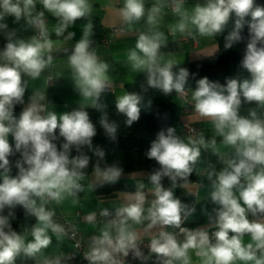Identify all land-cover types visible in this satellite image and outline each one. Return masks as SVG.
Listing matches in <instances>:
<instances>
[{
  "label": "clouds",
  "instance_id": "1",
  "mask_svg": "<svg viewBox=\"0 0 264 264\" xmlns=\"http://www.w3.org/2000/svg\"><path fill=\"white\" fill-rule=\"evenodd\" d=\"M43 7L58 17L61 23L54 29L61 36L65 29L77 19L90 14L88 0H40ZM184 0H173V11L179 15V23L174 30L183 33L189 25L195 27L201 36H214L221 33L229 20L235 17V27L227 36L225 47L240 42L245 17H251L248 24V42L242 59V67L250 73L249 79H229L226 85L210 82L207 78L198 81L192 93L194 110L201 117L209 118L215 129V136L222 138L221 146L232 149L229 156L221 153L215 136L206 141L203 136L184 142L169 127L158 133L146 156L159 164L149 181L153 186L155 199L145 209V195L138 190L129 197V203L116 210L115 219L102 231L100 237L93 240L89 254L92 264H109L112 253L119 251L127 255L129 248L135 255L144 258L136 247L137 235L132 225L147 222L145 230L159 225L179 228L183 241L161 230L150 242V253L155 254L160 264H191L189 250H195L202 264H235L236 261L264 264V118L256 110H250L249 116L239 115L242 99L246 103L255 102L264 109V6L255 0H206L204 5L197 4L191 13L183 8ZM163 5H154L147 13V23L155 25ZM35 0H0V21L5 16H12L16 22L24 18L29 25L39 30V36L29 41L14 40V33L8 34V42L0 52V210L5 206L21 205L28 214L36 218L30 235L32 241L25 243V236L11 228L9 220L0 216V264H15L16 257L23 253L28 258H35L42 249L51 243L49 230L59 236L64 232L61 225L53 221L54 212L46 210L44 204L49 200L61 203L67 196H75L74 190H80L83 170L88 167L89 158L81 155L69 159L68 150L72 145L91 146L96 129L90 121L87 111L80 109L57 115L45 109L40 103L45 99L42 92H35L19 118L14 116L16 104H23L26 81L22 73L33 80L52 62L53 41L49 38L42 17L43 12L33 15ZM123 20L129 24L145 16L144 0H124L121 9ZM7 25L0 23V29ZM92 25L83 29L82 38L76 43L68 64L72 69V78L80 95L91 100L97 106L104 91L108 77V64L100 61L95 52L89 50ZM69 33L65 39H71ZM164 41V34L153 31L141 33L135 49L128 53L127 60L135 71L146 73L147 85L159 88L165 94L173 90L184 93V86L189 76L186 68L174 72L177 62L168 59L161 63L159 49ZM138 50V51H137ZM141 97L127 93L117 98L116 108L127 118L131 125L140 116ZM106 134L115 139L116 127L107 118L101 119ZM64 138L63 151H58L52 142L56 139V130ZM9 136L15 141V149L21 158L15 162L18 172L10 176L9 156L13 149ZM201 148L211 149L219 155L226 167L216 172H208L212 181L211 200L220 207L216 210L214 236L210 238L204 229L190 230L181 227L182 214L188 215L187 206L174 197L170 189L162 186L161 180L167 176L176 186L179 178L187 182L200 155ZM99 157L94 175L104 182L114 183L122 175L123 169L113 164L101 167L104 152L95 151ZM215 176V179H213ZM234 189L238 192L235 194ZM37 199L41 202L37 203ZM75 202V201H74ZM242 202V203H241ZM256 219L249 220L248 213ZM107 209L101 212L107 216ZM88 222L95 220V214L87 217ZM109 228L116 230L113 238ZM250 241L245 243L243 237ZM38 264H61L60 259L43 258Z\"/></svg>",
  "mask_w": 264,
  "mask_h": 264
},
{
  "label": "crops",
  "instance_id": "2",
  "mask_svg": "<svg viewBox=\"0 0 264 264\" xmlns=\"http://www.w3.org/2000/svg\"><path fill=\"white\" fill-rule=\"evenodd\" d=\"M167 1L144 0L145 16L139 21L129 24L121 16L124 0H88L91 5L90 14L77 19L65 29L61 36H57L54 29L61 23L60 19L48 12L40 0H35L33 15L35 16L40 12L44 13L43 17L46 19L44 24L47 28L49 38L53 41L51 52L45 53V56H52V62L45 67L39 78L33 80L31 77L25 76L24 81H26L27 87L23 97L24 103L22 104V111L28 106L30 97L35 92H42L45 96V99L40 102L45 109L42 115H46L48 111H52L59 116L75 108L116 105L117 98L127 94L126 86L132 83L138 75L143 73V71L133 70L127 60L128 53L136 50L135 45L141 33L151 34L153 31H159L164 34V41L159 49V55L162 58L161 63L168 59H173L177 62L176 66H178L215 54L218 51V46L214 36H201L192 25H189L188 30L183 33L174 30L175 26L179 23L180 17L173 10L167 8ZM158 3L163 5L161 14L155 25H149L147 23V13ZM205 3L206 0H184L183 8L191 13L197 4L204 5ZM0 23L7 25V28L0 29V52L4 50L8 42L7 37L9 33H14V40L23 39L29 41L33 36H39V30L29 25L24 18L16 22L14 17L5 16L4 20L0 21ZM87 24L92 25V31L89 37V50L94 51L100 61L108 64V71L106 73L108 81L99 100L96 102L97 106H93L91 100H86L80 95L72 78V69L68 64L69 57L73 53L76 43L82 38L83 29ZM113 27H117L121 31L112 32L111 29ZM69 33H73L74 35L71 39H65ZM103 37L108 40L106 46L100 43ZM48 79L50 81H47ZM188 93L191 99L193 92L188 91ZM174 102L178 108L185 105L184 99L178 94H176ZM253 109L257 111L258 116L264 118V109L260 108L255 102L246 103L243 99L239 109V115L248 117L249 111ZM182 117L184 121L200 127V133L194 138H191L186 136L180 124L176 123L174 128L175 132L184 142H188L190 138L198 139L201 136L206 141H209L215 136V129L211 120L201 117L195 112L194 104L188 111L182 114ZM215 138L221 153H226L230 156L232 149L221 146V137L215 136ZM195 167L197 169L198 179L184 186L189 196L194 195V205L186 218V223L192 230H206L211 237V229L216 228V210L220 206L211 200V191L213 189L212 181L208 179V172L212 170L219 172L226 165L221 157L211 149L201 148V155ZM149 176L150 174L144 170L122 172L120 178L114 182L121 184L120 188L97 193L93 189L94 185L109 183L99 180L94 175V171L84 173V178L79 181L81 185L80 190H74L75 196L65 195V198L59 204L49 200L44 206L46 210L52 209L62 213L83 235L94 234L101 236L102 231L108 228L110 223L98 222L96 218L97 213L101 209H119L127 205L130 202L129 197L138 190V186L141 183L144 184V188L141 191L145 195V209L151 205L155 197ZM213 179H215V176H213ZM234 192L238 196V192L235 189ZM37 203H41L39 199H37ZM93 213L95 214V220L90 223L87 217ZM248 218L250 221L256 219V217L252 218L249 216ZM36 223V218H34L29 226L17 231L25 236V243L32 241L33 238L30 235V231ZM146 224L147 222H144V224L131 226L137 235V240L142 237L154 236L161 230L170 228L169 226H164L161 229V226L157 225L152 229L145 230ZM109 231L111 236L117 234L114 228H109ZM48 235L51 238V243L47 248L42 249L35 258H28L21 253L16 257L15 261L43 260L45 257L52 258L71 249V243L65 236H57L50 230ZM183 239V234L178 237V241L182 242ZM243 240L245 243H248L250 237L245 235ZM189 256L191 258V264H202L201 258L196 256L195 250H189ZM235 264H245V262L236 261ZM247 264H252V262H247Z\"/></svg>",
  "mask_w": 264,
  "mask_h": 264
},
{
  "label": "trees",
  "instance_id": "3",
  "mask_svg": "<svg viewBox=\"0 0 264 264\" xmlns=\"http://www.w3.org/2000/svg\"><path fill=\"white\" fill-rule=\"evenodd\" d=\"M256 4L264 6V0H255ZM235 17L229 20L225 29L221 33L214 35L218 51L210 56L188 62L174 67L176 72L179 68H186L189 76L185 83L184 89L194 92L198 81L202 78H207L210 82L218 83L219 85H226L229 79H249L250 73L247 69L242 67V59L245 54L248 42V24L251 22V17H245L243 23V30L241 32L244 38L240 42L233 43L231 47H225L227 36L235 27ZM47 56H45L46 58ZM22 81L26 75L23 73ZM127 93H135L141 97L139 108V119L131 125L127 124V118L120 113L116 105L113 106H98L93 108H75L74 110L83 109L88 112L90 121L96 129V135L92 137L91 146L89 145H72L68 150L69 159L77 156H87L89 164L84 173H89L94 170V167L99 160L95 154L97 149L104 152V158L100 161L101 167L117 165L123 169V172H134L144 170L151 174L154 170L159 169V164L146 156L151 144L158 137V133L162 130L166 131L169 127L175 128L176 116L180 108L174 102L177 94L173 90L170 94H165L159 88H152L147 85L146 73L143 72L138 75L135 80L126 86ZM22 112V104L14 106L13 114L19 118ZM107 118L110 124L116 127L115 139L109 137L101 125V119ZM177 135V133L175 132ZM56 139L52 142L56 145L58 151H63L62 145L65 143L63 137L59 135V129L56 130ZM178 136V135H177ZM179 137V136H178ZM9 143L12 146L13 152L9 156L10 176L17 175V168L15 162L21 158V153L15 149V141L12 136H9ZM3 170H0L2 173ZM198 179L197 169L193 165V171L189 175L187 182L180 180L176 181V186L173 187V182L167 176L163 177L161 184L164 188L170 189L175 198H178L182 204L190 199L189 194L185 189V185L195 182ZM2 182V178H0ZM121 184H96L93 186L95 192H108L112 189L120 188ZM0 216L8 218L11 228L14 231L23 230L29 226L34 216L27 213L21 205L13 207L5 206L0 210ZM249 217L255 218L248 213Z\"/></svg>",
  "mask_w": 264,
  "mask_h": 264
},
{
  "label": "built area",
  "instance_id": "4",
  "mask_svg": "<svg viewBox=\"0 0 264 264\" xmlns=\"http://www.w3.org/2000/svg\"><path fill=\"white\" fill-rule=\"evenodd\" d=\"M166 5L168 9L173 10L174 7L173 0H168ZM42 19L45 22L46 20L45 17H42ZM111 31L119 32L121 30L117 27H113ZM100 43L106 46L108 43L107 38L103 37L100 40ZM47 81H50V79H48ZM177 94L184 99L185 105L178 110L176 116V123L180 124L181 129L186 136L194 138L200 133V127L196 124L184 121L182 117V114L188 111V109L193 105V103L189 98V93L187 90L184 89L183 94L180 93ZM193 196H190V199L185 203H183L184 205L187 206V209L190 211L194 205ZM105 209H107L109 214L107 216H102L101 212ZM105 209H101L97 213V217H96L97 221L110 223L113 219H115V214L117 209H109V208H105ZM48 210L54 212L53 221L63 227L64 232L61 235L65 236L71 243V249H69L64 253L59 254L58 256L52 257L51 259L59 258L61 264H92V261L88 257L93 247L94 238L100 236L94 234L83 235L82 232L78 230L74 224H72L69 220H67L62 213H60L57 210H52V209H48ZM187 216L188 215L182 214L181 227L192 230V228L186 223ZM169 227H170L169 229L164 231L174 234L178 240V237L182 235L179 228H175L171 226ZM216 230H217L216 228L211 229L210 238L214 236V232ZM115 236L116 235H112L113 238H115ZM154 236L142 237L139 240H136V247L140 250L143 257H146V259L137 257L135 255V250L133 248H129L127 251V255L119 251L113 252L112 260L109 262V264H159L160 261L157 259L156 255L150 253V242ZM38 261H42V260H38ZM38 261H15V264H38Z\"/></svg>",
  "mask_w": 264,
  "mask_h": 264
}]
</instances>
